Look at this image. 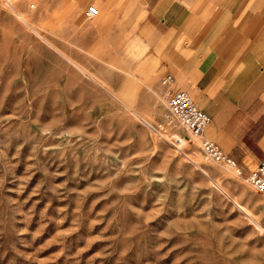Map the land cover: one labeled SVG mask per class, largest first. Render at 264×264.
<instances>
[{
    "label": "rangeland",
    "instance_id": "1",
    "mask_svg": "<svg viewBox=\"0 0 264 264\" xmlns=\"http://www.w3.org/2000/svg\"><path fill=\"white\" fill-rule=\"evenodd\" d=\"M116 1L0 0V264H264V194L164 124Z\"/></svg>",
    "mask_w": 264,
    "mask_h": 264
},
{
    "label": "crops",
    "instance_id": "2",
    "mask_svg": "<svg viewBox=\"0 0 264 264\" xmlns=\"http://www.w3.org/2000/svg\"><path fill=\"white\" fill-rule=\"evenodd\" d=\"M140 5V17L127 16L123 32L114 27V50H133L136 41L147 53L140 73L172 74L173 89L187 91L210 114L206 135L248 175L264 160V0Z\"/></svg>",
    "mask_w": 264,
    "mask_h": 264
},
{
    "label": "built area",
    "instance_id": "3",
    "mask_svg": "<svg viewBox=\"0 0 264 264\" xmlns=\"http://www.w3.org/2000/svg\"><path fill=\"white\" fill-rule=\"evenodd\" d=\"M100 14L95 5L89 6L87 15L90 18ZM174 76L167 73L162 83L166 87V104L163 112L164 124L174 128H183L201 139L205 153L217 163L241 175L243 170L235 159L226 153L217 142L206 135L211 122L210 114L202 109L195 99L184 90H174ZM247 181L259 192L264 194V160L261 161L247 176Z\"/></svg>",
    "mask_w": 264,
    "mask_h": 264
},
{
    "label": "bare ground",
    "instance_id": "4",
    "mask_svg": "<svg viewBox=\"0 0 264 264\" xmlns=\"http://www.w3.org/2000/svg\"><path fill=\"white\" fill-rule=\"evenodd\" d=\"M99 11L101 12L100 7H99ZM20 16L23 18L22 15ZM170 136L172 137L173 140H176L179 143V145H183L186 143V139L183 138L179 133H171Z\"/></svg>",
    "mask_w": 264,
    "mask_h": 264
}]
</instances>
